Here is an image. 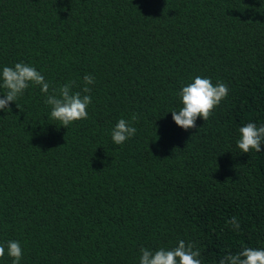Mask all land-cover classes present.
<instances>
[{"label": "trees", "instance_id": "obj_1", "mask_svg": "<svg viewBox=\"0 0 264 264\" xmlns=\"http://www.w3.org/2000/svg\"><path fill=\"white\" fill-rule=\"evenodd\" d=\"M21 61L50 91L95 83L68 128L39 86L0 109V244L19 241L20 264H139L181 239L202 264L264 248V150L237 147L264 125V0H0V70ZM196 76L229 93L184 130L171 111ZM121 118L137 132L115 145Z\"/></svg>", "mask_w": 264, "mask_h": 264}, {"label": "clouds", "instance_id": "obj_2", "mask_svg": "<svg viewBox=\"0 0 264 264\" xmlns=\"http://www.w3.org/2000/svg\"><path fill=\"white\" fill-rule=\"evenodd\" d=\"M84 86L80 91H73L75 81L65 83L59 88H51L44 75L34 66L17 62L14 66H4L0 70V88L4 89L0 97V109H10V103L23 96L30 86H39L45 94V104L50 106L49 117L58 121L59 126L68 128L75 121L88 118L87 108L92 103V97L88 94L92 91L89 85L95 83V77L85 75ZM228 86L217 81L213 84L211 78L196 76L194 80L183 86L178 93L182 107L172 110V119L177 126L184 130L196 128V121L202 118L208 120L213 110L227 98ZM17 105V104H16ZM17 107H19L17 105ZM139 119L134 114L132 122ZM237 147L242 153H250L255 150L260 152L264 144V125L257 126L249 122L239 128ZM137 129L126 119H119L111 131V139L115 145H122L128 139L135 136ZM228 223L237 231L240 223L236 217H232ZM11 258V264H20L23 257V249L19 241L9 240L6 245L0 244V258ZM139 264H202L201 251L193 243L179 240L173 248H159L157 250L141 247ZM219 264H264V248L256 249L242 247L236 254H227L220 259Z\"/></svg>", "mask_w": 264, "mask_h": 264}]
</instances>
